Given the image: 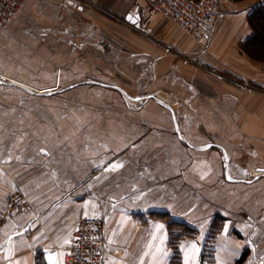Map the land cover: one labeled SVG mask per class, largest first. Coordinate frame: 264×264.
<instances>
[{"label":"crops","instance_id":"crops-1","mask_svg":"<svg viewBox=\"0 0 264 264\" xmlns=\"http://www.w3.org/2000/svg\"><path fill=\"white\" fill-rule=\"evenodd\" d=\"M149 1L24 0L0 31V76L32 90L0 82V264H48L85 212L104 264H172L161 216L197 230L180 264L192 241L197 264H264V58L245 43L264 0H218L205 48Z\"/></svg>","mask_w":264,"mask_h":264},{"label":"built area","instance_id":"built-area-1","mask_svg":"<svg viewBox=\"0 0 264 264\" xmlns=\"http://www.w3.org/2000/svg\"><path fill=\"white\" fill-rule=\"evenodd\" d=\"M23 2L0 0V31L8 27ZM147 6L150 12L174 22L202 48L207 46L219 15L218 0H151ZM100 40L104 48L111 47L105 36ZM8 206L11 211H16L27 208L29 203L22 193L16 191L10 196ZM105 225L104 216H82L64 250L62 264H104L107 253Z\"/></svg>","mask_w":264,"mask_h":264},{"label":"trees","instance_id":"trees-1","mask_svg":"<svg viewBox=\"0 0 264 264\" xmlns=\"http://www.w3.org/2000/svg\"><path fill=\"white\" fill-rule=\"evenodd\" d=\"M247 18L253 28V35L248 39V41L245 42L248 46L247 49L252 55L258 58H264V2L249 12ZM161 218L166 222L169 244L174 250L172 264H180L181 259L178 252L177 243L185 236H194L197 233V230L185 226L183 223L174 222L167 216H161ZM212 222L213 224L209 235L210 241H212L215 234L222 227L223 217H214ZM208 251L209 248H207V254H209ZM206 257L207 259H210L208 255Z\"/></svg>","mask_w":264,"mask_h":264},{"label":"snow or ice","instance_id":"snow-or-ice-1","mask_svg":"<svg viewBox=\"0 0 264 264\" xmlns=\"http://www.w3.org/2000/svg\"><path fill=\"white\" fill-rule=\"evenodd\" d=\"M129 20H132V16L130 15L128 17ZM41 152H43L45 155H47L48 153L45 152V150L41 149ZM113 169L120 167V165H113L112 166ZM203 178V177H202ZM231 179V177H229ZM85 215H87V213L85 212ZM154 228L156 230L157 233H163L164 230V225L163 224H156L154 225ZM202 228V226H201ZM228 231V227L227 225H225L224 227V232L225 234H227ZM155 239V237H154ZM166 239V235L162 234L160 236V243L163 244L164 240ZM70 241L66 240L65 243H68ZM250 243V242H249ZM149 247H151V245H149ZM181 248V250L184 253V264H197V255L199 253V248L197 247V242L196 241H192V242H188L187 244H181L179 246ZM157 251L161 253V257L162 258H166L168 256L167 251H164L161 248H157ZM57 255H63V253H58V254H52L51 252H49L47 260H48V264H60V261L56 258ZM145 255H147V253H145ZM155 255H153V261L155 264ZM141 264H143V261H141Z\"/></svg>","mask_w":264,"mask_h":264},{"label":"water","instance_id":"water-1","mask_svg":"<svg viewBox=\"0 0 264 264\" xmlns=\"http://www.w3.org/2000/svg\"><path fill=\"white\" fill-rule=\"evenodd\" d=\"M130 16V15H129ZM129 16H127V19H128V17ZM135 18H138V15H136V16H134ZM0 82L1 83H7V84H14V85H17V86H19V87H21V88H23V89H25V90H27V91H32V90H30V88L29 87H27V86H25V85H23V84H20V83H18V82H16V81H13V80H9V81H6L5 80V77H3V76H0ZM119 91H121L119 88H117ZM148 97H152V98H154L161 106H163L165 109H167L171 114H172V118H173V123H174V127H175V132L180 136V137H183V135H182V132H181V130H180V128H179V123H178V120H177V115H176V113H175V111H174V109H173V107H172V105L171 104H169L167 101H165V100H163V99H161V98H159L158 96H148ZM259 171H261L262 173L264 172V169H260ZM254 179H252V180H247V182H252Z\"/></svg>","mask_w":264,"mask_h":264},{"label":"rangeland","instance_id":"rangeland-1","mask_svg":"<svg viewBox=\"0 0 264 264\" xmlns=\"http://www.w3.org/2000/svg\"><path fill=\"white\" fill-rule=\"evenodd\" d=\"M107 48H105V50H106ZM234 170L236 171V169L234 168ZM20 193H22L21 191H19ZM23 194V193H22Z\"/></svg>","mask_w":264,"mask_h":264}]
</instances>
